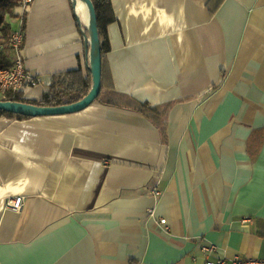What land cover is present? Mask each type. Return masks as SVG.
<instances>
[{"label":"crops","instance_id":"crops-1","mask_svg":"<svg viewBox=\"0 0 264 264\" xmlns=\"http://www.w3.org/2000/svg\"><path fill=\"white\" fill-rule=\"evenodd\" d=\"M110 1L107 81L139 103L177 102L166 141L142 115L98 101L1 117L0 264L264 258V0ZM19 2L0 15L23 31L38 81L24 99L40 101L53 76L86 75V25L71 0H34L22 17ZM15 197L17 212L5 207Z\"/></svg>","mask_w":264,"mask_h":264},{"label":"trees","instance_id":"trees-1","mask_svg":"<svg viewBox=\"0 0 264 264\" xmlns=\"http://www.w3.org/2000/svg\"><path fill=\"white\" fill-rule=\"evenodd\" d=\"M18 0H0V9L11 12ZM96 14L97 33L101 55V88L96 101L104 106L130 110L145 117L160 133L163 141H166V120L167 114L177 103L172 102L160 106L139 103L132 98L115 92L111 83L107 81L105 57L110 52V45L107 38V27L115 23L116 18L110 0H90ZM82 35L88 38V32L83 30ZM10 36V27L4 23L0 15V43L6 44ZM92 86V76L87 68L86 75L81 69L67 72L65 74L52 77V82L40 101H28L24 98L5 96L0 97V101L21 102L39 107H59L70 105L83 99ZM12 120H26L27 117L10 115L0 112V118Z\"/></svg>","mask_w":264,"mask_h":264},{"label":"built area","instance_id":"built-area-1","mask_svg":"<svg viewBox=\"0 0 264 264\" xmlns=\"http://www.w3.org/2000/svg\"><path fill=\"white\" fill-rule=\"evenodd\" d=\"M34 0H20L17 8L19 9L18 17H22L32 6ZM19 24H22L19 18ZM24 40V34L21 28L12 31L6 44L0 43V57L9 51L12 54V61L5 65L0 61V97L5 96L24 98L27 90L38 85L37 79L29 75L23 63L21 55V47ZM157 194V193H156ZM23 206V198L15 197L6 201L5 207L11 211H20ZM160 225H166L165 220L159 221ZM167 231V227H165ZM202 252L209 256L213 254V246L202 247ZM204 264H264V258H243L239 255H234L229 258L206 259Z\"/></svg>","mask_w":264,"mask_h":264},{"label":"water","instance_id":"water-1","mask_svg":"<svg viewBox=\"0 0 264 264\" xmlns=\"http://www.w3.org/2000/svg\"><path fill=\"white\" fill-rule=\"evenodd\" d=\"M71 1L74 5L77 0ZM80 1L86 5L90 19L89 26H86L88 38L84 37L85 49L89 58L88 70L92 76V86L89 93L76 103L59 107H39L21 102L0 101V112L27 118L64 116L82 112L97 100L101 88V55L96 14L90 0Z\"/></svg>","mask_w":264,"mask_h":264},{"label":"bare ground","instance_id":"bare-ground-1","mask_svg":"<svg viewBox=\"0 0 264 264\" xmlns=\"http://www.w3.org/2000/svg\"><path fill=\"white\" fill-rule=\"evenodd\" d=\"M76 11H77L80 19L85 23V25L89 26L90 19H89V15H88L86 5L80 0L76 1Z\"/></svg>","mask_w":264,"mask_h":264},{"label":"rangeland","instance_id":"rangeland-1","mask_svg":"<svg viewBox=\"0 0 264 264\" xmlns=\"http://www.w3.org/2000/svg\"><path fill=\"white\" fill-rule=\"evenodd\" d=\"M74 6L76 7V2L74 3Z\"/></svg>","mask_w":264,"mask_h":264}]
</instances>
